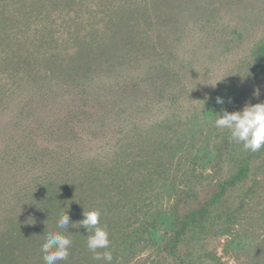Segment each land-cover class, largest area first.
<instances>
[{
    "label": "rangeland",
    "instance_id": "374dc122",
    "mask_svg": "<svg viewBox=\"0 0 264 264\" xmlns=\"http://www.w3.org/2000/svg\"><path fill=\"white\" fill-rule=\"evenodd\" d=\"M148 55L167 61L177 74V100L166 97L139 111L147 115L135 121L142 137L117 143L116 119L133 121L132 99L145 96L118 101V78L143 76ZM256 89L259 96L253 95ZM96 101L113 103L103 107L107 122L93 116ZM259 102L264 0H0V252L10 244L12 225L40 215L22 201L41 172L34 160L72 153L113 163L122 145L130 161L137 153L128 144L162 138L174 151L168 159L159 152L155 169L142 158L146 171L140 175L151 173L152 179L131 194L136 206L119 217L124 234L115 235L108 248L111 264H159L177 194L186 191L205 201L248 154L227 129L214 126L217 114ZM72 132L79 134L76 141ZM261 150L250 181L229 190L204 219L203 231L182 247L189 264H264Z\"/></svg>",
    "mask_w": 264,
    "mask_h": 264
},
{
    "label": "trees",
    "instance_id": "16d2710c",
    "mask_svg": "<svg viewBox=\"0 0 264 264\" xmlns=\"http://www.w3.org/2000/svg\"><path fill=\"white\" fill-rule=\"evenodd\" d=\"M122 25L120 27L125 29L126 24ZM124 36L115 39L114 42L123 39ZM104 42L106 43V41ZM147 58L150 59L149 66H146L147 70L143 76L132 74L131 77L118 78V80H122V82L120 81L121 88H119L118 101L123 97V102H125L126 99L133 98L130 97L131 95H137L140 92L145 96L140 101L138 98L132 99L133 105L137 108L133 112V121L129 117L123 120L122 117L116 119V123L117 120L121 119L119 124H115L117 126L115 135H119L117 143L125 140H128L127 142L137 141L142 137L140 134L141 125L135 124V121L147 115L143 114L140 117L139 111L152 109L166 97L169 101L175 102L177 100L173 93L174 84L177 83V74L172 71L171 65L161 59L155 62V58H151L149 55ZM100 101L95 102L96 108L93 116L97 117L100 122L103 120L107 122L108 118H106L103 107L113 103ZM79 116L77 119L78 117L81 118V115ZM64 119L66 124L73 129L72 124L75 125V122H70L69 114L66 113ZM151 120L152 118H147L148 122L145 123H150ZM130 126L131 128H128ZM70 135H73L70 136L72 141H76L77 136L79 137V134L75 132ZM161 140L162 138L155 142L149 139L146 145L152 142L150 145L153 146L149 147L151 148L150 151H147L148 147L143 143L142 145L128 144L132 147L130 149H135L137 153L136 157L131 158L130 161L126 159L122 145L118 146L119 150L114 153L116 159L113 163L107 162L108 159L105 160V164H102L98 162V157L95 161L90 158L83 160L79 155L72 153L65 154L63 159L52 155L46 161L34 160L32 165L38 164L41 172L29 182L27 190L24 191L25 194L23 193L26 197L24 196L22 201L40 215L32 219L31 223L20 221L18 224L12 225L13 231L8 238L10 244L2 247L1 260L5 264H44L40 251L41 244L47 234L63 232L57 228V220L63 212H66L70 217L68 231L71 233L69 238L72 244L67 260L61 261L59 264H100L102 261L94 260L92 253L86 248L87 232L78 223L83 219V211L98 210L100 212L99 226L108 232L110 244L111 241L117 240L115 235L124 234V232L121 234L123 227L118 221H121L124 215L126 218L128 212L124 214L125 209L131 210L132 207L136 206V200L131 197V194L136 193L137 189L144 190L152 179L151 173L140 175L142 169L146 171V165L142 163V158L147 157L144 160L145 164L149 160L148 165L155 169L160 161L159 152L165 151L167 159L171 156L173 145H163L164 141L160 142ZM261 151L255 153L248 151V154L239 161L233 174L212 186V193L205 201L204 199L199 201L196 196H192L186 191L177 194L174 205L170 208L173 230L161 244L162 253L159 264H189V256L183 252L182 247L194 233L203 231L204 219L229 190L245 185L250 181L251 163L254 158L261 154ZM138 168L140 169L136 171ZM63 234L69 235L67 232H63ZM98 251L103 252L108 251V249H99ZM82 253L83 256L81 257L80 254Z\"/></svg>",
    "mask_w": 264,
    "mask_h": 264
},
{
    "label": "clouds",
    "instance_id": "9594fccd",
    "mask_svg": "<svg viewBox=\"0 0 264 264\" xmlns=\"http://www.w3.org/2000/svg\"><path fill=\"white\" fill-rule=\"evenodd\" d=\"M259 94L258 89L254 90V96H259ZM217 103H223V100L218 97ZM214 126L218 129H227L232 141L240 142L244 151L255 153L264 148V102L246 103L238 111H222L221 114H217ZM78 223L87 232L86 248L92 253L93 259L111 264L113 259L111 252L98 251L99 249H108L110 245L108 232L99 226L100 212L98 210L83 211V219ZM69 225L70 217L66 212H63L57 220V228L69 235L58 231L45 236L40 249L44 264H59V262L67 260L72 244L69 238L71 234L68 231Z\"/></svg>",
    "mask_w": 264,
    "mask_h": 264
}]
</instances>
